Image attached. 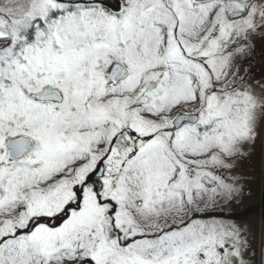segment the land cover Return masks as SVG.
Instances as JSON below:
<instances>
[{
	"label": "snow or ice",
	"instance_id": "6c2138e0",
	"mask_svg": "<svg viewBox=\"0 0 264 264\" xmlns=\"http://www.w3.org/2000/svg\"><path fill=\"white\" fill-rule=\"evenodd\" d=\"M0 264H264V0H0Z\"/></svg>",
	"mask_w": 264,
	"mask_h": 264
},
{
	"label": "rangeland",
	"instance_id": "374dc122",
	"mask_svg": "<svg viewBox=\"0 0 264 264\" xmlns=\"http://www.w3.org/2000/svg\"><path fill=\"white\" fill-rule=\"evenodd\" d=\"M253 191L255 193V200H259L260 197V193H259V187L258 184L256 186H254Z\"/></svg>",
	"mask_w": 264,
	"mask_h": 264
}]
</instances>
